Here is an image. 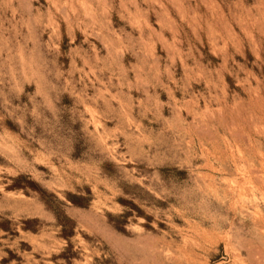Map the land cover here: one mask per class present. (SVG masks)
<instances>
[{"label":"rangeland","instance_id":"rangeland-1","mask_svg":"<svg viewBox=\"0 0 264 264\" xmlns=\"http://www.w3.org/2000/svg\"><path fill=\"white\" fill-rule=\"evenodd\" d=\"M0 264H264V0H0Z\"/></svg>","mask_w":264,"mask_h":264}]
</instances>
